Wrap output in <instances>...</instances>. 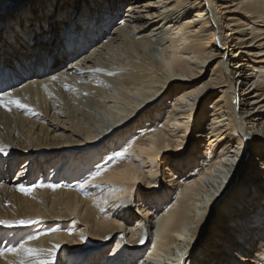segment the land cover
I'll return each instance as SVG.
<instances>
[{"label": "bare ground", "instance_id": "6f19581e", "mask_svg": "<svg viewBox=\"0 0 264 264\" xmlns=\"http://www.w3.org/2000/svg\"><path fill=\"white\" fill-rule=\"evenodd\" d=\"M15 28L0 264H264V0H0Z\"/></svg>", "mask_w": 264, "mask_h": 264}, {"label": "rangeland", "instance_id": "374dc122", "mask_svg": "<svg viewBox=\"0 0 264 264\" xmlns=\"http://www.w3.org/2000/svg\"><path fill=\"white\" fill-rule=\"evenodd\" d=\"M35 2V1H34ZM22 17L24 18V19H26L27 20V18H28V13L26 12V11H23V12H20L19 14H17V15H15V17H13V19H15V23L16 24H21L22 23V21H21V19H22ZM19 19V20H18ZM24 31L22 30V29H18V28H15V31H14V33L12 34V33H10V32H8V33H6V35H2V36H0V38H1V41L0 42H2L1 44H2V46H4L5 48H10L12 45H14L15 43H17L18 42V39H26L27 38V41L29 40V37H23L22 35H21V38H19V34L20 33H23ZM2 37H3V40H2ZM6 49V50H7ZM215 65V62H212L211 63V65L209 66V67H206L205 66V68L207 69V71H206V69L204 70V73H205V76L199 81V82H203L204 80H206L207 78H208V76L210 75V70L213 68V66ZM203 73V74H204ZM240 89H241V91H242V88H239V93L241 92L240 91ZM193 151V150H192ZM20 167V165L19 166H17V169H15V172H14V174L16 175L17 174V172H18V168ZM5 169V168H4ZM3 169V170H4ZM20 171V170H19ZM50 170H48L47 171V178H49V176H50ZM235 175H236V172L233 174V178L235 177ZM27 194V193H26ZM232 196H235L236 195V192H233L232 194H231ZM231 199L230 198H228V199H226L225 201H223V203H222V205L223 206H226L227 205V203L230 201ZM136 203V202H135ZM137 204V203H136ZM225 210L226 209H223V212H225ZM223 212H221V214H219L220 216L219 217H216V218H211L210 219V221H209V223L210 222H212V223H218L219 222V218L223 215ZM34 223L33 224H30V223H27L26 221H24V220H20V221H17L15 224V228H14V230L13 231H18L19 233H21V234H23V233H26V232H30L31 231V229H33L34 227H39V225H41L40 223H39V221H33ZM55 223V224H54ZM54 223H48V225H44V228L42 229L44 232H50V231H54V230H59V231H63L64 229L63 228H61V226L59 227V225L56 223V222H54ZM211 223V224H212ZM52 225V226H51ZM45 229V230H44ZM13 233V232H12ZM12 233H10V234H12ZM14 237L15 236H17L16 234H12ZM213 237V236H212ZM22 238V237H21ZM210 239H212V238H207V240H206V242L202 245V250L200 251V253H199V255H200V257H202L203 255H205L206 254V252L208 251V248L206 247V244H207V246H208V243L210 242ZM112 244H110L109 245V247L108 248H110V246H111ZM106 251H107V249H106ZM199 261V260H198ZM197 261V262H198ZM56 264H61L60 262H58V263H56ZM195 264H196V262H195Z\"/></svg>", "mask_w": 264, "mask_h": 264}]
</instances>
